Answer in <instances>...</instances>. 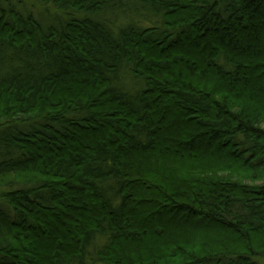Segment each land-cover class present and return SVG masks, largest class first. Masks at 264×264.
I'll use <instances>...</instances> for the list:
<instances>
[{"label": "trees", "instance_id": "1", "mask_svg": "<svg viewBox=\"0 0 264 264\" xmlns=\"http://www.w3.org/2000/svg\"><path fill=\"white\" fill-rule=\"evenodd\" d=\"M0 188V264H258L264 0H0Z\"/></svg>", "mask_w": 264, "mask_h": 264}, {"label": "rangeland", "instance_id": "2", "mask_svg": "<svg viewBox=\"0 0 264 264\" xmlns=\"http://www.w3.org/2000/svg\"><path fill=\"white\" fill-rule=\"evenodd\" d=\"M27 6H29V9L31 10L32 14L36 17L38 16H49L55 13L50 9V8H45L40 6L37 3H27ZM46 9H48V12L45 11ZM185 167V166H184ZM192 174H194V172H192ZM4 192V190L2 188H0V195H2V193ZM258 264H264V257H260L259 259L256 260Z\"/></svg>", "mask_w": 264, "mask_h": 264}]
</instances>
